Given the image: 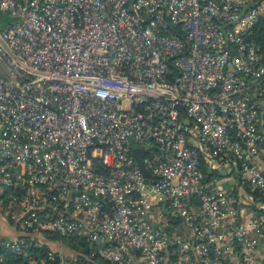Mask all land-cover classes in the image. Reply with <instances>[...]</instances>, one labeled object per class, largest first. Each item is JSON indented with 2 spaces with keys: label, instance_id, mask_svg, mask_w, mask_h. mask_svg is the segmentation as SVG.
Wrapping results in <instances>:
<instances>
[{
  "label": "built area",
  "instance_id": "built-area-1",
  "mask_svg": "<svg viewBox=\"0 0 264 264\" xmlns=\"http://www.w3.org/2000/svg\"><path fill=\"white\" fill-rule=\"evenodd\" d=\"M262 21L264 0H0L2 246L264 264Z\"/></svg>",
  "mask_w": 264,
  "mask_h": 264
},
{
  "label": "trees",
  "instance_id": "trees-1",
  "mask_svg": "<svg viewBox=\"0 0 264 264\" xmlns=\"http://www.w3.org/2000/svg\"><path fill=\"white\" fill-rule=\"evenodd\" d=\"M263 24H264V21L258 22L255 29L257 30V33L259 34L258 42L260 43L261 47L264 50V29H262L261 27ZM200 167L206 179L213 177V175L209 174L205 170L203 165H201ZM66 239L67 240L63 242L64 245L69 246L70 248L79 250L82 253L87 251L86 243H84L82 238H77V239L75 238L76 239L75 243H73L72 240H70L71 239L70 237ZM3 240L4 239L0 237V264H28L25 257H23L21 254H16L8 250L7 248L3 247L2 246ZM79 247H84V252L81 251ZM80 260H82V258L78 256V261L80 262Z\"/></svg>",
  "mask_w": 264,
  "mask_h": 264
},
{
  "label": "water",
  "instance_id": "water-1",
  "mask_svg": "<svg viewBox=\"0 0 264 264\" xmlns=\"http://www.w3.org/2000/svg\"><path fill=\"white\" fill-rule=\"evenodd\" d=\"M148 148H151V146H144V147H138V148H132L131 149V154L134 158V161L137 165V167L139 168V170L141 171L142 173V176L144 178V182H146V178L149 176V173L148 171L144 168L142 162H141V157H142V154L143 152L148 149Z\"/></svg>",
  "mask_w": 264,
  "mask_h": 264
},
{
  "label": "crops",
  "instance_id": "crops-1",
  "mask_svg": "<svg viewBox=\"0 0 264 264\" xmlns=\"http://www.w3.org/2000/svg\"><path fill=\"white\" fill-rule=\"evenodd\" d=\"M226 183L224 184V186ZM11 232L9 233V227L6 224L5 219L0 215V237L5 238L7 237Z\"/></svg>",
  "mask_w": 264,
  "mask_h": 264
}]
</instances>
